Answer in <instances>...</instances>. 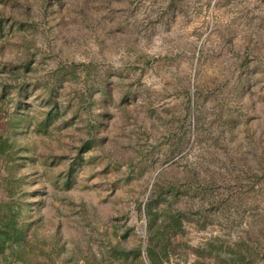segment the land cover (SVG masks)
I'll use <instances>...</instances> for the list:
<instances>
[{
  "label": "rangeland",
  "instance_id": "374dc122",
  "mask_svg": "<svg viewBox=\"0 0 264 264\" xmlns=\"http://www.w3.org/2000/svg\"><path fill=\"white\" fill-rule=\"evenodd\" d=\"M3 115L2 208L75 264H264V0H0Z\"/></svg>",
  "mask_w": 264,
  "mask_h": 264
},
{
  "label": "crops",
  "instance_id": "0c3cea01",
  "mask_svg": "<svg viewBox=\"0 0 264 264\" xmlns=\"http://www.w3.org/2000/svg\"><path fill=\"white\" fill-rule=\"evenodd\" d=\"M2 118H0V130L6 128V121L7 123L8 120L11 121L10 118H4V115ZM7 145H11V140L6 135H0V156L4 157L7 155V153L12 152V150H7ZM1 191L2 190L0 189V192ZM6 195H8L7 192ZM4 199L5 197L1 198L0 196V264L76 263V256L71 251L73 245H70V240L74 238L71 234L62 233L61 229L59 230L57 224L51 226V228L45 226L44 224H39L36 228V231H33L35 228L29 225L26 226L27 221L15 219L16 212L13 210V208H2L7 201ZM120 231L121 230L118 231L117 238L119 243L118 245L121 246L120 249L116 248L117 244L115 246H111V248L106 247L109 249V254L116 258L118 263L124 262L126 257V246L120 239ZM102 240L109 241V237H103ZM108 243L109 242L107 241L103 242L104 245H107ZM92 244L93 240L88 243L90 247L89 249L91 251L90 256L92 258L88 264H96L95 262L100 263L101 259L105 260V264L113 263V260L110 259L112 257L108 255L106 258L105 253H102L101 256L96 250L97 247L93 246Z\"/></svg>",
  "mask_w": 264,
  "mask_h": 264
}]
</instances>
